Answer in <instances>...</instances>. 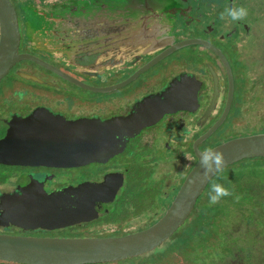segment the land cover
<instances>
[{
  "label": "flooded vegetation",
  "instance_id": "1",
  "mask_svg": "<svg viewBox=\"0 0 264 264\" xmlns=\"http://www.w3.org/2000/svg\"><path fill=\"white\" fill-rule=\"evenodd\" d=\"M10 2L20 35L17 52L27 58L0 81V234L72 240L142 231L162 217L199 154L264 134V0ZM232 6L246 7L248 16L220 20ZM157 72L164 73L163 83ZM141 80L147 89L132 87ZM116 119L111 129L101 125ZM85 122H93L92 132L114 131L111 144L86 152L76 141H45L41 132L59 137L63 125ZM150 181L163 187L154 202L142 197ZM213 183L246 203L264 186V158L219 171L185 222L218 205L203 207ZM84 185L98 188L82 195ZM62 191L78 194L72 198L80 211L75 215L87 221L68 223L67 210H47V198ZM255 213L264 218V204ZM18 217L41 223L23 228L15 225ZM204 226L195 229L191 243L207 239ZM255 226L264 234V225ZM218 239L219 245L225 241ZM254 240L236 241L230 264H258L256 256H264L253 251ZM162 245L164 253L158 252ZM200 249L203 257L195 260L202 264L233 258ZM177 250L171 235L145 254L93 264H168L158 256Z\"/></svg>",
  "mask_w": 264,
  "mask_h": 264
},
{
  "label": "water",
  "instance_id": "2",
  "mask_svg": "<svg viewBox=\"0 0 264 264\" xmlns=\"http://www.w3.org/2000/svg\"><path fill=\"white\" fill-rule=\"evenodd\" d=\"M123 3V1H117L114 4L124 6ZM19 38L14 7L10 0H0V81L7 75L15 62L27 58L26 55H19L17 52ZM116 122L117 119L101 125L111 129L116 125ZM63 126L64 129L62 127L61 131L64 132L59 137L41 130L44 133V140L48 142L72 140L71 144L76 141L75 145H79L82 151L89 152L101 145L109 146L112 134L115 133L112 130L108 133L92 132L93 122ZM67 144L69 143H64V145ZM110 148L112 147L108 149ZM214 149L221 151L225 157L224 164L219 170L221 171L226 166L242 159L264 158V134L227 141ZM219 171L213 170L206 175L200 166L199 154L197 163L183 180L162 217L142 231L121 237L72 240L0 234V262L14 264H93L122 260L150 252L182 226L189 217L198 197ZM82 188L84 190L82 195H92L98 187L84 185ZM77 195V193L72 194L65 191L55 193L47 198L44 206L49 212L53 209L57 211L67 210L70 215L68 223L87 221V216L75 215V212H80L72 203L74 201L72 198ZM22 212L23 210L20 214ZM18 220L19 223L15 225L23 228H32L41 223L39 219L31 217H18Z\"/></svg>",
  "mask_w": 264,
  "mask_h": 264
},
{
  "label": "rangeland",
  "instance_id": "3",
  "mask_svg": "<svg viewBox=\"0 0 264 264\" xmlns=\"http://www.w3.org/2000/svg\"><path fill=\"white\" fill-rule=\"evenodd\" d=\"M156 76L160 79V83L164 82V73L163 72H157ZM159 82H156L158 84ZM132 87H139L142 90L147 89V84L145 83V80H141L134 84ZM136 95L137 93H133ZM257 98H259V95H257ZM87 171V169L82 170V172ZM89 172V171H87ZM144 173V170H143ZM77 174V173H76ZM155 179L158 182L160 178L158 175H155ZM156 186H159L158 189L153 190ZM251 188V187H249ZM260 188L258 191H256L254 196H251V200L246 203H237L238 200H235L236 195H233L231 198L222 197L218 205H215V209L212 211H206V212H200L203 213L204 218L201 220V224L206 227L203 228L206 230V237L207 239H200V241L197 242H190L185 248H181V244L176 243V248L179 249L176 252H172L169 256L171 257L170 263L166 261V259L169 258L168 254H164V256H158L159 260L165 259V263L168 264H202V261L198 260L196 261L195 258L198 259L203 257L202 255H197L200 253V246L205 249V251H208L209 254H220L221 252H225L227 256L229 253H232V259H228L226 261H219L218 260H209L208 262L212 264H230L234 262V258L236 257V252L238 248H232L234 247L236 241L238 243L245 244V241L255 238V242L252 244L253 251L262 252V255L264 256V234H262L259 229L256 228L255 223L260 222V226L263 229L262 220L264 218H259L258 215L255 213L256 210L260 208L262 204H264V186L258 187ZM163 191V187L159 185H154V183H151V181L146 184L145 191L142 193V197L144 195H148V197H151V200L155 201L158 199L159 194ZM211 191V190H210ZM251 192V191H249ZM171 193V192H170ZM207 193L201 195L200 199L202 202L205 199V195ZM208 198V197H207ZM153 201V202H154ZM161 204V203H160ZM209 198L206 200V204L203 203V207H209ZM199 214V213H198ZM247 221L249 223H247ZM186 221L176 232L174 235L181 236L182 232L181 230L183 228H186L187 226ZM190 225L192 222L189 223ZM201 225V226H202ZM185 226V227H184ZM188 227L185 229L187 230ZM257 229V230H255ZM200 231V230H199ZM226 232V233H225ZM218 236H221L225 239L222 240V242L219 245V239ZM238 238V240H237ZM177 238L175 239L176 242ZM240 241V242H239ZM198 244V245H195ZM248 245V244H246ZM164 249H167L166 245H162ZM190 246V247H189ZM245 247V246H243ZM198 249V250H197ZM159 252V251H158ZM157 252V253H158ZM163 251L162 253H164ZM184 255V256H183ZM217 259V258H216ZM264 258H261L260 255L256 256V262L258 264H264L263 262ZM154 264H159L158 261L154 260Z\"/></svg>",
  "mask_w": 264,
  "mask_h": 264
},
{
  "label": "clouds",
  "instance_id": "4",
  "mask_svg": "<svg viewBox=\"0 0 264 264\" xmlns=\"http://www.w3.org/2000/svg\"><path fill=\"white\" fill-rule=\"evenodd\" d=\"M248 16V9L246 7L232 6L227 7L224 12L219 14L220 20L229 18L231 21L243 20ZM19 99H23V92H18ZM224 154L216 149L208 148L200 155V166L203 168L204 173L207 175L213 170L219 171L224 164ZM233 189L225 187L220 183H213L211 191L209 192V206L217 204L222 197L230 196L233 194ZM165 249L161 246L158 251L163 252Z\"/></svg>",
  "mask_w": 264,
  "mask_h": 264
},
{
  "label": "trees",
  "instance_id": "5",
  "mask_svg": "<svg viewBox=\"0 0 264 264\" xmlns=\"http://www.w3.org/2000/svg\"><path fill=\"white\" fill-rule=\"evenodd\" d=\"M192 214H194L195 217H193L192 221H189V220H188V222H187L186 225H185V226L188 227V229L185 230L187 227H186V228H183V229L181 230V232H182V235H181V236H178V237H177V235H174L175 239L177 238L176 243L181 244V248H180V250H181L182 248L187 247L186 244H187V242L190 240V238H195V236H197V235H196V234H197V231H196L195 229H196L197 227H200V225H202V224H201V220H202V217H203V216H201V214H198V215H197L195 212H193ZM190 222H192L191 225L189 224ZM185 226H184V227H185ZM202 226H203V225H202ZM202 226H201V228H202Z\"/></svg>",
  "mask_w": 264,
  "mask_h": 264
}]
</instances>
